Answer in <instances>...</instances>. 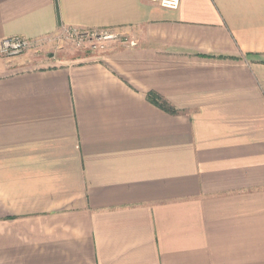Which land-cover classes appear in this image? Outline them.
<instances>
[{
    "label": "crops",
    "instance_id": "obj_1",
    "mask_svg": "<svg viewBox=\"0 0 264 264\" xmlns=\"http://www.w3.org/2000/svg\"><path fill=\"white\" fill-rule=\"evenodd\" d=\"M0 264H264V0H0ZM134 42V44H131Z\"/></svg>",
    "mask_w": 264,
    "mask_h": 264
},
{
    "label": "built area",
    "instance_id": "obj_2",
    "mask_svg": "<svg viewBox=\"0 0 264 264\" xmlns=\"http://www.w3.org/2000/svg\"><path fill=\"white\" fill-rule=\"evenodd\" d=\"M155 3L162 8L169 10H178L182 0H143ZM61 31V30H60ZM68 37L76 39L78 44H84L87 38L92 41V48L97 51L106 49L107 43L117 38L112 32L108 31H83L75 27H63L61 33L48 36L41 39H29L22 36H12L0 39V52L6 57H15L28 52L31 49L41 50L48 41L53 38ZM134 44V42H131Z\"/></svg>",
    "mask_w": 264,
    "mask_h": 264
},
{
    "label": "rangeland",
    "instance_id": "obj_3",
    "mask_svg": "<svg viewBox=\"0 0 264 264\" xmlns=\"http://www.w3.org/2000/svg\"><path fill=\"white\" fill-rule=\"evenodd\" d=\"M62 31V30H61ZM60 31V33H61ZM110 32V31H108ZM86 42L82 45L78 44L77 40L76 39H73V38H68V37H62V38H53L51 41H48L45 46H53V47H57V46H61V47H67L69 49H77V50H83L84 53H87V54H96V53H100V50L97 51V50H94L91 46L92 44V41L90 40V38H87L85 40ZM104 51V50H103ZM101 51V52H103Z\"/></svg>",
    "mask_w": 264,
    "mask_h": 264
}]
</instances>
